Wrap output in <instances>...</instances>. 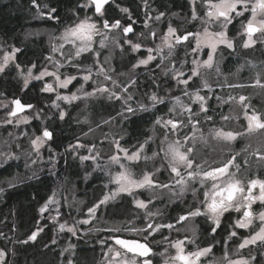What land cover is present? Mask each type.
Segmentation results:
<instances>
[{
	"label": "rangeland",
	"instance_id": "obj_1",
	"mask_svg": "<svg viewBox=\"0 0 264 264\" xmlns=\"http://www.w3.org/2000/svg\"><path fill=\"white\" fill-rule=\"evenodd\" d=\"M219 2L220 0H195V5H193L192 0H189V12L183 14L179 12L166 14L148 10L146 22L142 26L143 29L125 34L122 28L130 25L135 28L134 22H122L120 23V27L117 28H104L103 11H101V13H95L93 5L90 4V1H87L82 5L85 13L76 16L74 20L60 29L37 27L28 28L24 32V37L26 39L41 35L45 37L49 47V54L44 66L38 67L34 64L35 67H33V65L24 67L16 65V48L10 47V49L0 51V65H4L3 70L11 64H14L20 72L25 85V77L28 76V71L31 69V76L28 78L26 86L36 81L43 90L47 85H51L53 90L50 92L57 93L60 97H69V99H62L68 103L75 100L71 99L74 95L77 97V100L81 98L83 102L95 100L94 98L97 97H107L118 99L123 108L127 109L128 106H131L133 103V95L135 94L134 89H130V87L132 88L131 80L133 76L128 74V71L116 70L114 65V61L118 57L117 53L119 54L120 52H126V54L131 55L132 53L134 54V63L129 66L130 70H132L134 69L133 65H137L139 60L147 58L149 55L148 49H153L151 54L155 59L150 61L147 65H140L135 68H145L152 64H156L153 75L155 73L159 74L168 81V84H172L162 95H159L158 92L153 93L160 100L169 103V110L166 114L159 117L161 120L160 124H156L155 121L151 128L150 136L142 143L133 147L123 145L122 137L117 135L113 126L107 125L105 128L98 127L95 130H90L89 133L83 134L80 140H76L69 147L70 153L77 158L79 163L82 166L89 167L88 176L94 171H104L102 172L104 186L102 187V192H98L92 196H83V198H74L72 202L69 203V207L75 209L74 211H76L77 214L82 211L84 213L83 217L78 219L75 217V212H73V214L71 212L64 213L63 211L53 212L49 216V219L56 223L55 227L58 231L67 232V234L61 237H55L54 239L55 243H59L58 247H60V254L62 256L68 255L66 264H68L69 259L71 260L72 254H74V248L79 246L80 240L83 238L90 239L89 236L94 233L92 225L100 223L96 221L98 218H106V223L108 224L106 226L107 228L102 227L100 231L117 227L124 228V224L127 225L125 228L136 229L146 228L149 223H152L154 226L168 225L171 223L163 221L164 210L153 206V202L161 198L173 202L177 199L184 198L188 194H193V197H189V202L195 199L197 204L202 205V211H206L204 192L211 189L213 181L207 179L204 186H201L199 179L189 180L183 186L184 190L181 191V185L175 182L179 177L170 174L168 168L170 154L166 157V153L168 151V145L177 140L181 142V145L187 144L191 146L195 144V151L193 153L194 162L201 164L206 170L222 166L223 162L227 161L233 155L236 156L235 163L240 165L239 169L235 167L229 168V173H235V176L224 177L222 179L231 178L238 180L241 186L244 187V192L237 195L233 201V207L228 210L233 211V226L239 228L236 226V221L244 219L243 212L246 209V205L244 204L248 203V201L243 200L242 197L246 195V190L250 186V181H264V160L260 159V156L264 155V130L247 133V120L244 116V104L249 105V115L253 109L258 114H264V88L252 86L255 84L258 74L261 83H264V31H258L253 34L252 40L254 43L245 48L244 44L248 42L246 24L247 20L251 19V13L245 12L243 17H237L232 21L236 22L239 32L235 36H231L229 33L230 24H228L226 28H223L222 17L217 18L215 15L209 17L207 15L209 11L213 13L216 11L214 8H211L210 5ZM251 2L254 3L255 0H251ZM193 8H195L196 11V19L192 18ZM239 10H243V8L241 7ZM123 13L128 15L129 12L127 10L126 12L123 11ZM161 13H163V15L159 20H156L155 17ZM46 15V13L41 11L36 17L41 18ZM86 18H88V22L96 24L97 31L92 34L90 51L82 52L80 56L77 57L75 52L77 48L81 46V41L77 40L76 44L73 45L64 40L63 37L67 29L75 27ZM261 19H264V15L258 14L254 21V25L259 27V21ZM126 20L129 21V19ZM111 24L112 23L109 25ZM169 26L175 29L173 35L168 34ZM205 29H207V33H205ZM221 31L226 33V37L232 41L233 47L228 48L224 44H217L216 51L213 53L212 67H199V75L192 77L187 86L178 83V80L187 78L191 75V70L197 67V65L193 64L194 60L199 62L207 60V55L212 49L209 43L205 41L214 42L219 39L215 34ZM189 32L194 35L190 36L187 41H182L179 44L176 43V37ZM153 33H155L154 36L152 35ZM165 37H167L168 43L173 45L171 55H168L169 48L165 46ZM101 41H103V45ZM128 41H131V43ZM197 41H200V48L194 52L193 49L197 48ZM136 43H139L141 47L139 50L133 51L131 45ZM61 45H63V47H61ZM158 46L160 47V51H156ZM54 47L56 49L55 51H53ZM249 49L254 52L249 53L250 56L247 55V57H243L239 63L233 65V67H235L234 71L227 74L223 69V65L226 63L224 56H226V54L228 55L231 51L239 53ZM177 50L179 51L177 52ZM6 55L11 58L5 64L4 57ZM85 59L88 60L86 63ZM217 68L219 71H217ZM88 69L91 71L89 72ZM45 70L53 75H46L40 79L35 78L40 76V73ZM181 72L184 74L183 76L179 75ZM85 75L90 77L89 80L85 81L83 79ZM57 76L60 77L59 80L56 79ZM69 76H75L76 79L68 84L67 87H61V81ZM105 76L109 78L106 79ZM205 83L207 87H205ZM73 84H75L74 88L68 92L67 89ZM233 85L244 86L233 87ZM99 88L107 89V91H96ZM185 91L192 95H185ZM87 93L93 94L89 96L86 95ZM196 94L204 97L203 104L207 109L206 113L200 111V104L202 102L195 99ZM129 96L131 97L130 100L127 99ZM240 96H244L247 99L241 103L239 100ZM217 97L221 99L218 100ZM150 103H153L151 98ZM186 108L192 110L191 123L188 122L187 118L190 113L185 110ZM12 110L13 103L11 100L0 99V153L3 154L0 156V166L7 162V160L9 161L21 157L19 160L22 159V162L28 164L26 166L28 173L36 174L38 170L34 168V166L39 163L42 165L43 162H41V160H43V151L48 147V138L43 137L45 128L40 133L32 134L25 138L24 134L21 133V128L29 123L33 112H23L13 116L10 115ZM61 113H63L64 116L66 110L62 109ZM206 116H211L212 119L208 120L205 118ZM224 116L229 117V119H223L222 117ZM170 118L182 122L174 131L171 130L170 126L166 127L164 123ZM262 119H264V116H262ZM8 121H11V123ZM193 124L196 126L195 130H193ZM216 130L232 132L234 134H244L237 135L232 141H226L215 136L214 133ZM193 135L195 136V140L191 139ZM37 137L43 138L42 143L39 141L37 142L39 144L38 148L32 143ZM165 137L167 138L165 139ZM185 137L189 139L185 141ZM117 143L120 148L126 149L129 155L134 151H138L140 158L135 161L127 160L125 158V153L118 150ZM141 145H143L142 149L140 147ZM181 150L183 151L184 148L182 147ZM154 153L157 155L154 156ZM114 156L119 157L120 163H116L112 160ZM82 157H88V159H82ZM121 164L124 165L123 168ZM136 165H144L142 172L136 169ZM160 171L166 174L167 178L165 180H158V173ZM181 171L183 172L184 169L181 168ZM122 172L133 180H140L145 173H150L152 174L151 178L155 184H167L169 188L147 186L144 188H134L131 195H129L128 192H120L118 191L120 185L115 182V178ZM260 172H262V174ZM21 180V174H16L10 178L4 179L0 183V192H2L5 187L12 186L17 182H21ZM141 192L146 193V195H142ZM252 194L256 197L254 201L258 200L262 202L258 198L260 196L258 185L252 190ZM123 195L130 196L136 210L131 208L129 212L126 211L128 216L119 219V221H115V219H111L107 215V211L111 212L109 213L111 215L113 210L106 206L107 204L114 205L118 200H121ZM105 196L109 197L107 202L100 206L95 217L90 216L88 214V209L95 204H99ZM89 198L92 199L91 203L87 201ZM55 200V197L51 198L52 203H54ZM137 200L144 201L147 207H138L136 204ZM148 201H151V203H148ZM81 207H83L82 210ZM236 207H239L240 211H236ZM190 210L187 211V213H189ZM148 212H151L152 215L147 216L146 213ZM261 212H264V208L253 213L251 216L252 224L248 228H239L244 229V232L253 230L251 234H246L245 238L259 231V228L262 226V222L259 220V214ZM77 214L76 216L79 217ZM86 219L89 220V223L85 224V226L88 227L84 229L86 230L84 233H81L78 228L79 225L77 224ZM136 220L138 222H136ZM140 221L143 223L139 224ZM61 225H64L63 230H61ZM179 225L180 227L177 228V231L175 228H170L178 234L176 237L179 238L164 244L166 248L161 253L160 256L162 259L158 264H182L181 261L173 259L177 255V248L174 247V245L176 241H183V237H188L186 233H190L192 236H194L195 233L197 234V225L194 219L181 222ZM70 228L73 229V231H69L68 229ZM162 230L163 227L157 229L156 232L160 233ZM232 232H235V230ZM2 237L3 233H0V241ZM165 240L166 239L162 241L159 240V242L165 243ZM241 241L243 242V239ZM257 243L259 242L257 241ZM250 245L251 244L245 247ZM0 250L5 253L4 262L7 252L2 248L1 243ZM234 252L233 254H227V258H225V254L219 256L221 259L219 262L223 261L222 264H230V262L235 261H247L248 264H255L254 256H246L241 252H237V250ZM103 254L104 253L97 254L100 256L98 259H93L95 256L92 257L88 264H139L138 260L137 262L134 259L126 257L124 254H121L120 257H116L114 252H108L104 256ZM61 264H64L63 259L61 260Z\"/></svg>",
	"mask_w": 264,
	"mask_h": 264
},
{
	"label": "trees",
	"instance_id": "obj_2",
	"mask_svg": "<svg viewBox=\"0 0 264 264\" xmlns=\"http://www.w3.org/2000/svg\"><path fill=\"white\" fill-rule=\"evenodd\" d=\"M87 1L89 0H0V51L10 47L16 48V65L44 66L49 54L45 37L41 35L26 39L24 32L28 28L37 27L60 29L76 16L85 13L82 5ZM52 9H55V12H52ZM124 9L128 10V15L123 13ZM189 9V0H111L102 11L104 21L107 20L109 24L116 21L134 22L135 28L130 25L133 31H140L146 22L148 10L183 14L189 12ZM41 11L47 15L36 17ZM238 32L236 22L230 23V35L235 36ZM253 52L250 49L239 53L229 52L224 56L226 63L223 69L230 74L234 71L233 65ZM117 55L114 61L115 69L128 71V74L133 76L132 88L130 87L135 92L131 104L133 113L127 112L118 99L97 97L94 98L95 100L83 102L79 98L68 103L58 99L57 93L42 90L36 81L26 86L14 64L0 71V99L12 101L13 98L18 97L22 102L32 105L25 111L33 114L29 123L21 128L24 137L40 133L44 128L52 134L51 138H48L47 149L43 151L42 165L39 163L34 166L38 170L36 174L28 173L26 169L28 164L22 162V159L19 160L21 157L7 160L0 166V183L16 174L22 175L21 182L5 187L0 192V233H3L0 243L7 252L3 264H61L62 259L66 264L68 255L60 254L59 243H55L54 239L67 232L58 231L55 227L56 223L52 222L49 216L53 212L63 211L75 212V217L78 219L83 217L84 213L81 211L83 207L77 214L75 209L69 207V203L74 198L102 192L104 186L102 176L104 171H94L88 176L89 167L82 166L70 153L69 147L76 140H80L83 134L98 127L105 128L107 125L113 126L117 135L122 137L123 145L136 146L150 136L155 121L168 112L167 101L150 103L153 93L158 92L162 95L172 86L161 75L156 73L153 75L156 64L130 70L129 66L134 63V54L120 52ZM87 61L85 59V63ZM74 86L75 84L71 85L67 91L70 92ZM62 109H65L66 113L61 118ZM143 166L136 165V169L142 172ZM166 178L163 171L158 173V180ZM141 194L146 195L143 192ZM52 197L56 198L54 203L51 202ZM189 197H193V194L173 202L161 198L153 202V206L164 210L163 221L172 224L179 216L192 210L193 205L197 203L195 199L189 202ZM87 201L91 203L92 199L89 198ZM106 207L113 210L111 215L109 214L111 212L107 211V215L115 221L128 216L126 211L129 212L131 208L136 210L128 195H123L114 205L107 204ZM41 208H45V211L41 212ZM258 208H264V202L260 203ZM96 221L100 223L92 225L94 228L92 234H107L109 232L106 231L107 229L100 231L102 227L107 228V219L98 218ZM142 223L140 221L139 224ZM230 223H232L231 218L226 216L220 227L222 239L230 234ZM77 225L81 233H84L86 231L84 229L88 227L81 222ZM125 226L127 225L124 224L123 227ZM36 231H38L36 239L29 240L31 234ZM252 232L253 230L240 231L239 234L240 237H244ZM162 233L170 237L178 236L174 230L166 227H163ZM259 245L256 244L258 247ZM98 252L96 247L90 246V239L83 238L79 246L74 248L71 260L76 264H88L92 257L95 256L93 259H96ZM255 261V264H264V261L260 262L258 258Z\"/></svg>",
	"mask_w": 264,
	"mask_h": 264
},
{
	"label": "snow or ice",
	"instance_id": "obj_3",
	"mask_svg": "<svg viewBox=\"0 0 264 264\" xmlns=\"http://www.w3.org/2000/svg\"><path fill=\"white\" fill-rule=\"evenodd\" d=\"M192 2H193V5H195V0H192ZM105 3H107V0H90V4L94 6L96 13H101V8ZM210 6H211V8H214L216 11H215V13H213L212 11H209V12H207V15L209 17H212L213 15H215L217 18L222 17L223 18V24H222L223 28H226L227 25L232 23V21L235 20L237 17H243L245 12L251 13V19H248L247 24H246V31L248 34V42L244 44L245 48L249 47L252 43H254V41L252 40L253 33L258 32V31H264V19H261L259 21V27L254 26V21L256 20L258 14L264 15V0H255L254 3H252L251 0H220L219 3L211 4ZM241 7L243 8V10H239ZM51 11L55 12V9H52ZM123 11L126 12L127 9H124ZM162 15H163V13L156 16L155 19L159 20ZM50 18H52V17H50ZM192 18L193 19L197 18L195 8H193ZM103 27L104 28H109V27L117 28V27H120V22L116 21V22L112 23L111 25H109V22L107 20H105L103 22ZM95 31H97L96 24L88 22V18H86L84 21H81L75 27L67 29L65 31L63 39L66 40L67 42L73 44V45L76 44L77 40L81 41V46H79L75 52V55L78 57V56H80V54L82 52L90 51V42L92 40V34ZM122 31L126 34L129 32H132L133 29L131 26H128V27H123ZM174 33H175V29H173L171 26H169L168 34L173 35ZM205 33H207V29H205ZM152 35L154 36L155 33H153ZM193 35H194L193 33L189 32V33H186L182 36H178V37H176V43L179 44L182 41H187L189 39V37L193 36ZM215 35L218 36L219 39L215 40L214 42L207 41V40L205 41L206 43H209V45L212 49V51L209 52L207 55V60H205L203 62H199V61L194 60L193 64L197 65V67L193 68L191 70V75H189L187 78L178 80V83L187 86L189 84V81L192 79V77L199 75V71H198L199 67L211 68L212 63H213V53L216 51L217 44H224L228 48L233 47L232 41L227 39L226 33L224 31L216 33ZM128 42L131 43V41H128ZM164 42H165V46H167L169 48L168 55H171L173 45L168 43L167 37L164 38ZM101 44L103 45V41H101ZM131 46H132L133 51L139 50L141 47V45L139 43L132 44ZM61 47H63V45H61ZM199 48H200V41H197V48L193 49V51L195 52ZM55 50L56 49L54 47L53 51H55ZM152 51H153V49L149 48L148 49L149 55L147 56V58L139 60L138 64L133 65V67L135 68V67H138L140 65H147L150 61L154 60L155 57L151 54ZM156 51H160L159 46L157 47ZM10 58L11 57L8 55H6L4 57L5 64L7 63V61ZM73 66H77V65H73ZM33 67H35V65H33ZM3 68H4V65H0V71H3ZM88 71L90 72L91 70L88 69ZM217 71H219L218 68H217ZM46 75H53V74L49 73L45 70V71L40 73V76L35 77V78L40 79L41 77L46 76ZM179 75L183 76L184 74L181 72V73H179ZM30 76H31V69H29V71H28V76L25 77V85H27L28 78ZM89 78L90 77L88 75H85L83 77V79L85 81L89 80ZM105 78L108 79L109 77L105 76ZM56 79L59 80L60 77L57 76ZM75 79H76L75 76H69L68 78L61 81L60 86L61 87H67L68 84H70ZM113 83H115V82H113ZM237 86L243 87L244 85H233V87H237ZM252 86L264 88V83H261L259 74L257 75L255 84ZM205 87H207L206 83H205ZM43 90L50 92L53 89H52L51 85H47ZM96 91L105 92V91H107V89L99 88ZM92 94L93 93H87L86 95L90 96ZM185 95L191 96L192 94L185 91ZM57 98L58 99H69V97H60V96H58ZM76 98L77 97L74 95L71 97V99H76ZM127 99L130 100L131 97L129 96ZM195 99L202 102L200 104V111L206 113L207 109L204 107V104H203L204 97L200 96L199 94H196ZM217 99L219 100L221 98L217 97ZM246 99L247 98L244 96L239 97V100L241 103H243ZM151 100L153 101V104H155L157 102H160V103L163 102L155 94L152 95ZM222 102H226V101H222ZM13 103L15 104L17 110H23V108L25 107V105H22L19 100H15V101H13ZM27 107H32V105H28ZM244 108H245L244 116H245V119L247 120L246 132L252 133L254 131L264 130V119H262V116H264V114H258L253 109L251 114L249 115V112H248L249 105L244 104ZM185 110L190 113V115L188 116L187 119H188V122L191 123L192 122V115H191L192 110L190 108H186ZM126 111L129 113H133L134 109L131 106H128ZM10 115L15 116L16 111L11 112ZM62 117H63V113H61V118ZM205 118L208 120L212 119L211 116H206ZM222 118L225 120L229 119V117H227V116H224ZM8 122L11 123V121H8ZM160 123H161V120L158 118L156 120V124H160ZM164 123H165L166 127L170 126L171 130L174 131L178 128V126L182 122H178V121H175V120L170 118L169 120H167ZM192 127H193V130H195V127H196L195 124H193ZM214 134L218 138H222L226 141H232L236 138L237 135H243L244 133L234 134L232 132H223L220 130H216ZM51 135L52 134L50 132H48L47 130H45L43 132V137L50 139ZM166 138L167 137H165V139ZM188 139H189L188 137H185V141H187ZM191 139L195 140V136L193 135V137ZM38 141L40 143H42L43 138L37 137L36 140L32 141L33 145L37 146V148L39 147V144L37 143ZM140 147L142 149L143 145H141ZM182 147L184 148L183 151L181 150ZM117 148L119 151H123L125 153V158L127 160L135 161V160H138L140 158L138 151H134L131 155H129L128 151L126 149L120 148L118 143H117ZM162 151H163V149H162ZM194 151H195V144H192L191 146H189L187 144L181 145V142L179 140L168 145V151L166 153V157L170 154V159L168 160V168L170 170V174H174L175 177H179V179L176 180L175 182L177 184L181 185V191L184 190L183 186L189 180L199 179L201 186H204L205 181L207 179H211L213 181V183L211 185V189L206 190L204 192V197H205L204 203L206 206V211L204 213H202L199 209H197L195 211H190L186 215L179 216L176 223L180 224L181 222L186 221L189 217H196L199 215L209 216V214H210L209 218L213 221V223L215 225L211 229V231L214 233L216 231V228L219 227L220 216L224 212L228 211L229 208L233 207V201L235 200L237 195L242 194L244 192V187L241 186L240 181L234 180L231 178L222 179L224 177L235 176V173H229V168L235 167V168L239 169L240 165L235 163L236 156L233 155L227 161L223 162L222 166L214 167V168H210V170H206L202 167L201 164L194 162V158H193ZM2 155L3 154L0 153V156H2ZM153 155L155 156L157 154L154 153ZM236 155H238V154H236ZM82 159H88V157H82ZM145 159H147V158H145ZM260 159L264 160V155H261ZM112 160L116 163H120L119 157L114 156V157H112ZM121 167L123 168L124 165L121 164ZM181 168L184 169L183 172L181 171ZM151 175L152 174H150V173H145L143 175L142 179L133 180V179H130L128 175H126L125 173L122 172L116 176L115 182L118 185H120L118 191L128 192L129 195L132 194V190L134 188H144L146 186L147 187L169 188V185H167V184H162V185L155 184V182L151 178ZM257 185L259 186V190H260V196L258 198L262 202H264V181L252 180V181H250V186L248 187V190H247L248 191L247 196L242 197L243 200L248 201L249 206H250L251 202L256 199V197L252 196V190L254 188H256ZM108 199H109V197L105 196L104 199L99 202V204H95L92 207H90L88 209V214L90 216L95 217L97 210L100 208L101 205L105 204ZM148 203H151V201H148ZM136 204L140 208H146L147 207V204L142 200H137ZM43 211H45V208H41V212H43ZM236 211H240V208L236 207ZM146 215L151 216L152 213L148 212V213H146ZM251 216H252V213L250 211H244L243 212L244 219L243 220H237L236 226H238L239 228H248L252 224ZM259 220L262 222V226L259 228V231H257L255 234L250 235L249 237L244 238L243 242L240 244L241 248H243L249 244H256L257 241H260L262 244H264V212H261L259 214ZM81 223L87 224V223H89V220H87V219L83 220V221H81ZM60 227H61V230H63L64 225H61ZM162 227L174 228L175 226L172 224L155 225L154 226L152 223H149L146 226V228H143V229L119 228V227L107 229V231H109V232L117 233V235L109 237V239L114 241V243L108 247V252L109 253L114 252L116 257H120L121 250H125L126 253H135L141 257H147L151 251V249L148 245V236L152 235V233L154 231H156L157 229L162 228ZM68 230L73 231V229H71V228ZM121 231H127L129 233H136V234H139L141 232H146L147 235L143 236L144 242H141L140 240H137L132 236L127 237V238L121 237L120 235H118V233H120ZM235 235H236V232H232L230 234V238L232 236H235ZM36 237H37V232H33L31 234V236L29 237V240H35ZM101 243L106 244L107 241H102ZM183 243L184 242L180 241V240L176 241L174 247L177 248V255L173 258L175 260L181 261L182 264H197V261L200 259L201 256L207 255V254L211 253V251H212L211 247H206V248L199 249L196 252H190L187 255H185L184 249L182 247ZM4 256H5V253L2 250H0V264H3ZM225 258H227V252H225ZM68 264H73V261L69 259ZM144 264H150V261L145 259ZM230 264H248V262L247 261H235V262H230Z\"/></svg>",
	"mask_w": 264,
	"mask_h": 264
},
{
	"label": "flooded vegetation",
	"instance_id": "obj_4",
	"mask_svg": "<svg viewBox=\"0 0 264 264\" xmlns=\"http://www.w3.org/2000/svg\"><path fill=\"white\" fill-rule=\"evenodd\" d=\"M248 190V189H247ZM246 190V195L248 194V191ZM252 196L254 197V195L252 194ZM262 203L260 201H254L250 204L245 203L244 205H246V209L245 211H250L253 215V213L258 212L260 209L258 208V205ZM193 209L191 211H195L197 209H199L202 213H204L203 207L201 204H197L195 203L193 205ZM187 213H185L184 215H186ZM210 216V215H209ZM229 217L232 220V223L229 224V230H230V234L233 230H235L236 235L232 236L230 238V234L227 237H224L223 239L221 238V230L220 227L222 225L223 219L225 217ZM190 219H194L196 225H197V234L195 233L194 236H192L190 233H186V236L188 237H183V249H184V254L187 255L190 252H196L199 249L202 248H206V247H211L212 251L211 253L201 256L200 259L197 261V264H222L223 261L219 262L221 259L219 258V256H222L225 254V252H227V254L229 255L230 253H235L234 251L237 250V252H241L240 251V244L242 243V239L245 238L244 237H240L239 232L240 231H244V229H239L233 226L234 223V215H233V211H226L225 213L222 214L221 218H219L220 220V224L219 227L216 228V231L213 233L211 231L212 227H214V223L213 221L205 216V215H199L196 217H189L187 220ZM186 220V221H187ZM242 220V219H241ZM172 225H174L175 230L177 231V228L180 227L179 224H177L176 222L172 223ZM172 228V229H174ZM220 231V232H219ZM163 232V230H162ZM162 232L157 233L156 231H154L152 233V235L148 236V245L151 249L150 253L148 254L147 257H141L138 254L135 253H126L125 250H121V254H124L126 257L134 259V260H138L139 264H144V260L147 259L150 261V264H158L160 263L161 258V253L164 251V249L166 248V246L164 244H166L167 242L173 240V239H177L176 237H170L169 235H165ZM117 235V233H110L108 232L107 234H91L90 237V246L92 247H96L98 249V253H104V255H106L108 253V247L111 246L114 241L110 240L109 237ZM118 235H120L121 237H134L137 240L143 241V236L147 235V233H140V234H134V233H128L127 231H121L120 233H118ZM209 235L210 237L206 236ZM165 240V243H161L159 242V240ZM199 240L203 241L204 243H201ZM102 241H107L106 244L101 243ZM259 242V247L256 246V244H251L248 247H243L241 248V250H243L244 255L246 256H254V260H256V258H258V260L260 262L264 261V248H262V243L260 241ZM118 247V246H117ZM251 247V248H249ZM102 251V252H101ZM257 255V257H256ZM121 256V255H120ZM100 258L99 255H96V259ZM137 261V262H138ZM256 262V261H255ZM73 264H76L73 262Z\"/></svg>",
	"mask_w": 264,
	"mask_h": 264
},
{
	"label": "water",
	"instance_id": "obj_5",
	"mask_svg": "<svg viewBox=\"0 0 264 264\" xmlns=\"http://www.w3.org/2000/svg\"><path fill=\"white\" fill-rule=\"evenodd\" d=\"M90 1V0H89ZM111 0H107V3H105L103 6H102V8H101V11L104 9V7L110 2ZM93 9H94V12H95V8H94V6H93ZM96 13V12H95ZM255 27H257L256 25H254ZM130 33V32H129ZM256 33V32H255ZM255 33H253V34H255ZM128 34V33H127ZM15 100H19L20 102H21V104L22 105H25V107L23 108V110H17L16 109V106H15V104L13 103V101H15ZM12 103H13V110H12V112L13 111H16V115L17 114H21V113H23V112H25L26 110H28L30 107H27L28 105H30V104H28V103H24V102H22L21 101V99L20 98H18V97H15V98H13L12 99ZM48 132H50V131H48ZM51 133V132H50ZM141 242H144V241H141Z\"/></svg>",
	"mask_w": 264,
	"mask_h": 264
}]
</instances>
